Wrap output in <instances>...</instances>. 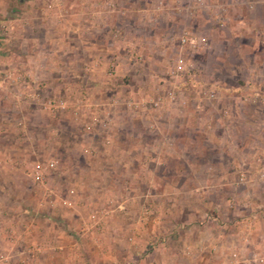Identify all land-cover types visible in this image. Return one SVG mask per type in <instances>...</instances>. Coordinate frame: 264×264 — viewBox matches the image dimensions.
I'll return each instance as SVG.
<instances>
[{
	"label": "rangeland",
	"instance_id": "obj_1",
	"mask_svg": "<svg viewBox=\"0 0 264 264\" xmlns=\"http://www.w3.org/2000/svg\"><path fill=\"white\" fill-rule=\"evenodd\" d=\"M88 1L35 0L26 24L67 28ZM153 1L171 22L136 46L81 26L41 51L0 20V264H264V0Z\"/></svg>",
	"mask_w": 264,
	"mask_h": 264
},
{
	"label": "crops",
	"instance_id": "obj_2",
	"mask_svg": "<svg viewBox=\"0 0 264 264\" xmlns=\"http://www.w3.org/2000/svg\"><path fill=\"white\" fill-rule=\"evenodd\" d=\"M19 1L22 3V7L17 8L15 5L16 2H14V0H0V20L11 19L10 21L13 22L15 21V18L12 19V17L16 15L18 16L23 15V17L25 18V19L21 18L19 20L20 22H23L25 20L24 21L25 24L24 23L14 24V22L11 25L9 24L10 26L7 24V28L5 29L6 35L8 37L7 41L10 39L11 41H18V40L27 41V44H26L27 47H33V46L38 47V49L41 51L43 50L40 49V47L45 48V47L52 46V45L53 46H63L67 44L69 46H74V47L81 46L82 45L81 41H83L82 38L85 39L86 37H82L80 40L78 38L79 33L75 32V30L77 29L79 30V27L81 26L86 27L85 31H89V32L95 31L96 32V30L98 29L101 31H105V34L106 32L108 31L111 32L113 30L132 32V35H133L132 38L135 41L134 44L133 43L132 44L136 46L137 44L140 45L139 43H137L138 41H141V40L144 41L145 39L144 33L141 32L144 30V28H141V26L155 28L159 24L158 22L161 21L160 23L162 24V28H165L167 23H169L168 21L171 22V19H172V15H170L169 17L170 20H167L166 18L169 14H171L169 13L168 10H167L168 15H167L165 11H161L159 7H156L155 3L157 1H153L151 6L143 5L144 4L143 0L140 2L142 6L141 5L138 6L137 4H135V6L134 5L131 6L130 4H128L129 5L128 6L127 4H123L121 0H113L116 4V7L111 8V7H108V3L110 2V0H101V8H100L101 10H95L92 8L87 10L84 8L83 12L82 10H80V11L73 13L74 15H71V16H75V17L77 16L76 18H78L80 22L79 23L66 22L67 24H65V26H67V28L59 25V22L57 21L56 23H52L51 25L50 24L46 25L43 22L29 25V24H26V21L30 23V21L32 20V19L30 20V17H31L30 15H32L35 12H38V9L36 10L33 7H29V6L26 7V6L28 5V3L32 4L35 0H33V2L32 1L25 2L24 0H17V3H19ZM90 1H88V4L90 3ZM86 6H90V5H86ZM17 11H20V12L18 13ZM122 11H124V13H127L126 16L124 17L119 16V14H121ZM59 15L61 16V13H59ZM83 15H84V18H80ZM111 15H115L119 17L123 22L122 23H119V22L109 23L108 18ZM131 16L135 18L137 17L140 20V23L139 24L134 23L133 25H130L129 23L126 24V22L129 20ZM82 19H86V20L84 21L83 25H80L82 24L81 23ZM151 19L157 20L158 24L157 23L151 24ZM62 29L70 31L68 33L76 34L74 35L75 37L74 38L72 37L71 40H68L67 38H62V36L60 35V31ZM137 33L139 36L137 35ZM89 42H90L91 48H96V46L102 47V44L98 43L97 45L93 40H90ZM122 43H125V42H122ZM96 51H99V50L92 49L91 53L96 52ZM91 55L92 54H89L88 57H91ZM50 56L51 55L48 53L43 55V53H40V51H38L37 59H48L49 60V58L47 57H50ZM58 56H61V54H59Z\"/></svg>",
	"mask_w": 264,
	"mask_h": 264
},
{
	"label": "built area",
	"instance_id": "obj_3",
	"mask_svg": "<svg viewBox=\"0 0 264 264\" xmlns=\"http://www.w3.org/2000/svg\"><path fill=\"white\" fill-rule=\"evenodd\" d=\"M195 2H198L199 3V5H201L202 3L200 2V0H195ZM255 3H258V2H253V1H244L242 4H244L245 6H246V8L248 7V8H251V6L253 5V4H255ZM212 8H214V10H215V14H214V16L216 17V18H219L218 16H220V15H222L223 14V12H224V8L222 7H220V6H213ZM217 21H218V19H217ZM168 39H169V41H172L173 40V36L171 35V36H169L168 37ZM177 40H178V43L179 44H181V45H189L191 48H193V47H195V45L197 46V47H199L201 50H207V48H208V46H207V42L205 41V40H203V39H200V40H198V41H195V39L194 38H192V37H190L186 32H181L180 34H179V36L177 37ZM184 67V64L183 63H181V61L179 60L178 62H177V64H176V69H171L170 70V72H169V77H172L173 75H176V74H178V72H180L181 71V68H183ZM180 69V71H178L179 69ZM0 83H1V80H0ZM208 97L209 98H213V93L212 92H210L209 94H208ZM158 104H160V99L159 98H157L156 100H153L152 101V105L153 106H157ZM140 105L142 106L143 104H141L140 103ZM44 106L45 107H47V108H49V109H51V110H53V109H62V104H61V102H57V104L55 103V102H50V101H46L45 102V104H44ZM126 106L127 107H129V108H131V107H137L135 104H134V106H133V104L132 103H130V102H127L126 103ZM104 125H106L105 123H104ZM33 176H34V178H36L37 180H41V174H40V171L39 170H34V172H33Z\"/></svg>",
	"mask_w": 264,
	"mask_h": 264
}]
</instances>
